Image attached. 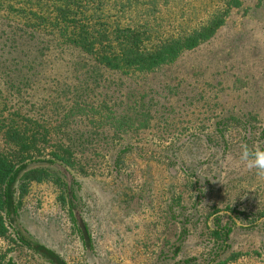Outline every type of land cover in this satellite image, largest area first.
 <instances>
[{
	"label": "rangeland",
	"instance_id": "1",
	"mask_svg": "<svg viewBox=\"0 0 264 264\" xmlns=\"http://www.w3.org/2000/svg\"><path fill=\"white\" fill-rule=\"evenodd\" d=\"M218 4L158 2L168 23L183 6L192 24ZM7 11L0 9L1 118L17 108L23 117L53 121L65 98L88 93L99 96L85 100L105 106L101 116L93 109L87 123L72 116L65 123L75 138L70 146L98 152L83 160L84 172H73L88 247L71 231L63 190L51 181L29 183L11 230L16 226L66 264H193L227 252L237 254L228 264H264V215L256 216L264 209V179L239 161L242 143L264 149V0H240L209 39L174 62L144 74L110 75L101 85L93 76L99 73L72 55L41 57L26 36L11 35ZM14 37L22 54L10 46ZM131 105L137 118L150 116L146 126L124 130L121 124L113 134L111 117L119 119ZM118 150L123 160L116 174L111 153ZM57 163L35 166L59 173ZM224 225L229 233L221 240L212 230ZM11 230L0 236V264H48Z\"/></svg>",
	"mask_w": 264,
	"mask_h": 264
},
{
	"label": "trees",
	"instance_id": "2",
	"mask_svg": "<svg viewBox=\"0 0 264 264\" xmlns=\"http://www.w3.org/2000/svg\"><path fill=\"white\" fill-rule=\"evenodd\" d=\"M4 2L0 0V9H8L7 14L10 11L13 13L10 20L13 25L11 35L17 38L26 36V41L31 42V48L41 57L52 55L61 61L65 56L72 55V60L77 61L78 65L99 73L93 76L100 85L108 81L110 75L118 77L144 74L174 62L183 52L209 39L223 23L227 13L240 5V0H219V4L204 21L192 24L189 11L183 6L180 7L178 19L168 23L160 12L159 0ZM19 18L22 23H19ZM10 46L13 52L21 53L15 37L10 40ZM3 51L4 49L1 53ZM91 94L85 95L84 99L82 95L80 100L65 98L60 106L63 107L62 115L54 116L53 121H45L40 117H23L16 111L17 108L8 116L6 114L0 117V236L11 230L12 223L15 224L19 198L26 193L29 183L51 181L63 190L59 199L62 204L67 205L71 231L80 240L83 248L90 244L87 224L77 208L74 188L77 181L73 172H84L83 160L92 161L91 154L98 152H86V149L78 150L70 146V141L75 138L68 136L66 131L69 127L67 128L65 123L70 116L73 120L87 123L91 120L93 109L98 110L99 116L104 115L102 109L105 106L101 105L104 101L98 99L93 106L90 100H85L88 96H99L98 93ZM74 100L81 102L75 103ZM107 109L115 115L113 110ZM138 115L136 106L131 105L125 107V112L118 116L119 119L112 116L113 134L119 132L118 127L121 124L124 130L136 128L134 125L146 126L150 116L143 114L137 118ZM97 122L99 123L98 119ZM259 132L260 137L264 138L263 124ZM121 153L120 150L111 153L114 154L112 162L116 174L123 160ZM41 158L46 160H37ZM27 161L58 162L59 173L63 177L57 171L42 166L23 171ZM65 176L70 183L64 179ZM262 215L264 209L256 214L257 217ZM14 227L11 231L17 236L15 239L48 264H66L54 250L24 236L16 226ZM212 233L222 240L227 237L229 231L224 225L220 230H212ZM222 256H214L211 264H228L235 260L237 254L227 252ZM210 258L212 257L193 264L209 263L213 259Z\"/></svg>",
	"mask_w": 264,
	"mask_h": 264
},
{
	"label": "clouds",
	"instance_id": "3",
	"mask_svg": "<svg viewBox=\"0 0 264 264\" xmlns=\"http://www.w3.org/2000/svg\"><path fill=\"white\" fill-rule=\"evenodd\" d=\"M239 154L240 163L255 176L264 179V149L254 145L249 147L246 143L241 144Z\"/></svg>",
	"mask_w": 264,
	"mask_h": 264
},
{
	"label": "water",
	"instance_id": "4",
	"mask_svg": "<svg viewBox=\"0 0 264 264\" xmlns=\"http://www.w3.org/2000/svg\"><path fill=\"white\" fill-rule=\"evenodd\" d=\"M37 163H39V162L37 161V162H32V163L26 164V166L23 168V171L26 170L27 168L34 167L35 164H37Z\"/></svg>",
	"mask_w": 264,
	"mask_h": 264
}]
</instances>
